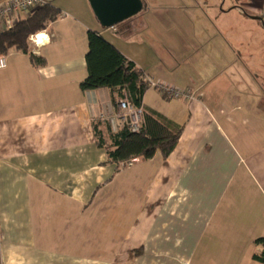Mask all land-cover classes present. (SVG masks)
Listing matches in <instances>:
<instances>
[{
	"label": "crops",
	"instance_id": "1",
	"mask_svg": "<svg viewBox=\"0 0 264 264\" xmlns=\"http://www.w3.org/2000/svg\"><path fill=\"white\" fill-rule=\"evenodd\" d=\"M142 1L111 30L88 0H49L61 16L46 29L48 44L28 40L36 62L4 55L0 264H255L254 242L264 238V0ZM88 31L155 84L193 94L143 95L144 112L183 128L166 159L157 152L118 165L107 141L97 144L94 125L106 139L107 124L115 133L124 122L107 89H79ZM102 117L115 118L114 129Z\"/></svg>",
	"mask_w": 264,
	"mask_h": 264
},
{
	"label": "trees",
	"instance_id": "2",
	"mask_svg": "<svg viewBox=\"0 0 264 264\" xmlns=\"http://www.w3.org/2000/svg\"><path fill=\"white\" fill-rule=\"evenodd\" d=\"M142 5L145 9L143 1ZM60 16V12L50 3L34 11L13 28L0 33V54L6 55L14 49L28 54L31 62L35 63L36 59L28 51V36L46 30ZM87 45V76L80 82L79 89L82 92L107 89L112 98L119 100L127 97L134 106H141L148 88L143 72L97 32H87ZM143 121L144 125L138 134H132L126 122L115 133L111 132L107 124L106 139H103V132L98 131V126H93L98 137L97 144L103 146L105 141L108 143L106 149L109 161L126 165L135 159L149 160L157 152L166 159L174 151L183 133L182 127L151 111L144 112ZM254 243L261 248V252L253 255L252 261L264 264V238H258Z\"/></svg>",
	"mask_w": 264,
	"mask_h": 264
},
{
	"label": "built area",
	"instance_id": "3",
	"mask_svg": "<svg viewBox=\"0 0 264 264\" xmlns=\"http://www.w3.org/2000/svg\"><path fill=\"white\" fill-rule=\"evenodd\" d=\"M48 4L49 0H5L0 4V33L13 28L19 21H21L22 14L30 16L34 11L43 8ZM259 18L261 24L264 26V13H261ZM110 29L114 30V27ZM0 58L4 59V63L7 66L5 56L0 54ZM5 68L0 70H4ZM145 82L148 88L154 87L159 89V91L169 99L191 100L194 98L193 94L186 90H177L162 84H155L146 77ZM116 107L119 112L118 118L121 121L126 122L129 131L132 134L140 133L143 126V108L141 106H134L127 97L119 99L116 103ZM101 120L108 121L114 129L115 118L104 119L102 117Z\"/></svg>",
	"mask_w": 264,
	"mask_h": 264
},
{
	"label": "water",
	"instance_id": "4",
	"mask_svg": "<svg viewBox=\"0 0 264 264\" xmlns=\"http://www.w3.org/2000/svg\"><path fill=\"white\" fill-rule=\"evenodd\" d=\"M88 3L103 29H110L123 23L143 9L141 0H88Z\"/></svg>",
	"mask_w": 264,
	"mask_h": 264
},
{
	"label": "clouds",
	"instance_id": "5",
	"mask_svg": "<svg viewBox=\"0 0 264 264\" xmlns=\"http://www.w3.org/2000/svg\"><path fill=\"white\" fill-rule=\"evenodd\" d=\"M28 40L33 42L35 45L43 46L50 42V37L47 34V30H41L36 32L35 34H31L28 36ZM39 55V53H37ZM6 64L4 63V59L0 58V69L5 68ZM40 71L45 75L48 76L49 73L45 69H40ZM54 71V70H53Z\"/></svg>",
	"mask_w": 264,
	"mask_h": 264
},
{
	"label": "rangeland",
	"instance_id": "6",
	"mask_svg": "<svg viewBox=\"0 0 264 264\" xmlns=\"http://www.w3.org/2000/svg\"><path fill=\"white\" fill-rule=\"evenodd\" d=\"M117 27L119 28V27H120V24H119V25H117Z\"/></svg>",
	"mask_w": 264,
	"mask_h": 264
}]
</instances>
